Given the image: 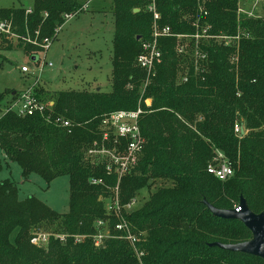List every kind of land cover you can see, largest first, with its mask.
Returning <instances> with one entry per match:
<instances>
[{
	"label": "trees",
	"instance_id": "1",
	"mask_svg": "<svg viewBox=\"0 0 264 264\" xmlns=\"http://www.w3.org/2000/svg\"><path fill=\"white\" fill-rule=\"evenodd\" d=\"M150 2L113 0L110 91H60L44 115L25 116L3 113L5 95L0 94V149L8 160L20 164L25 178L36 172L49 183L67 175L70 185L69 210L61 213L34 195L20 199L14 182L0 181V264H264L259 256L214 244L249 241L253 234L241 220L219 217L209 207L232 209L242 197L250 210L264 213V20H239V0H156L160 26L174 33L209 27L212 34L237 35L238 25L248 22L255 34L239 35L237 45L201 43L208 60L197 64L204 72L191 68L183 84L174 77L180 63L174 47L183 39L160 38L162 63L140 102L145 144L138 166L121 177L119 165L107 170L106 162L88 155L94 142L106 143L100 128L106 114L139 106L146 71L136 59L142 41L152 34ZM83 5L82 0H32L29 7H1L0 21L12 20L19 35L34 37L39 30L40 40L23 48L37 55L44 51V38H56L64 15ZM232 57L237 61L232 63ZM147 97L151 106L144 102ZM239 113L250 128L240 138L234 131ZM106 140L110 146L115 138ZM125 145L117 140L116 152ZM215 149L224 151L233 169L226 179L208 172ZM144 187L153 190L148 200L124 210ZM114 197L121 215L107 212L105 201ZM99 221L105 224L98 226ZM123 221L129 233L116 228ZM41 228L50 235L39 246L31 239ZM100 229L106 236L96 245Z\"/></svg>",
	"mask_w": 264,
	"mask_h": 264
},
{
	"label": "rangeland",
	"instance_id": "2",
	"mask_svg": "<svg viewBox=\"0 0 264 264\" xmlns=\"http://www.w3.org/2000/svg\"><path fill=\"white\" fill-rule=\"evenodd\" d=\"M31 1L32 0H0V8L18 7L21 5L29 7ZM82 2H84V5L86 2L87 4L85 6L83 5L84 7L82 6L80 10L70 13L72 16L67 17L65 16L66 14L64 15L65 22L60 25L53 34L56 38L51 42L48 49L37 54V57H40L39 64L32 60V55L30 53H26L23 50L26 42L25 40L17 38L12 39L9 33L0 35V48L7 45L9 46L7 49H0V94L4 93L5 96L2 102L6 103L5 106H3V113L9 109L7 102L10 100L11 96L8 94L6 95L8 89L21 92L30 85H33L36 81H38V87H41L39 92L40 96L47 104L57 98L60 91H91L95 89L110 91L112 89L111 72L113 35L115 29L114 18L111 12L113 0H82ZM136 8L139 9V7ZM199 8L202 11L203 8L201 5ZM239 8V20H246L249 18L264 20V0H239ZM195 25L197 26V30H199L198 23ZM255 30L256 27H249L248 22L246 26L239 24L237 35L251 37L255 34ZM26 36L37 41L40 40L39 30H36L34 37L29 36V33ZM179 39H183L182 43L179 44V42H176V46L174 47L176 55L180 57V63L174 75L175 81L178 84L189 81L192 75V72H190L191 68H193V72H197V70L204 72V69L197 64L198 59L205 60L206 63L208 60L206 54H203L204 51L201 48V43L206 45L209 43L226 44L224 42L225 40L221 38H195L189 35ZM10 40H12V42H10ZM238 40L239 38H231L228 45H237ZM182 45L184 46L178 50ZM162 59L158 65L162 63ZM231 60V62L234 63L237 61V58L232 57ZM45 62H51L52 66L45 67L44 71L40 74L41 80H39L34 75L37 74L38 67ZM158 65L156 70L158 69ZM22 66H27L30 69V74L23 73L21 71ZM145 87V83L142 82L138 100V105L142 109L143 107L140 102L143 99ZM127 88L131 90L133 85L128 83ZM16 94H14V96ZM144 102L148 106L150 103L152 105V97L145 98ZM41 115H44V112ZM238 116L239 117L235 121L234 129L238 127L239 130L237 131L235 129L234 131L237 137L240 138V133L247 134L250 128H248L245 118L240 115V113ZM100 128L102 132L108 131L107 135L109 137L112 135V137L115 138L114 144L107 146L106 143L108 140L105 139L104 134L103 141L106 143L102 142L98 144L94 142L91 147L93 151H88V155L98 156V160L106 162V169L110 170L114 155H116V141L119 139L110 130H105L102 124H100ZM142 153L143 152H139L136 154L137 158L135 162H131L128 166L129 168L121 173V177L136 169L139 160L143 157ZM215 153L216 156L213 159L215 164L213 165H219L221 161L228 162V158L223 150L215 149ZM119 154L121 156L127 155L126 145L123 149L119 150ZM0 161V181L9 179L14 182L18 188L20 199L34 195L56 211L64 213L69 210L70 185L67 175L58 176L49 183L36 172L31 173L28 178H25L22 174L20 164L16 161H9L2 149H0ZM152 191V188L144 187L137 192L135 197L136 203L132 205L129 212L142 206L148 200ZM115 196L117 195L115 194ZM115 199L116 197L113 199H106V206L115 204ZM241 199L243 198L241 197ZM240 202L233 208L239 206ZM105 228L107 230V224ZM48 231L49 230L41 228L38 229L36 233L50 235ZM99 231L103 233L102 229Z\"/></svg>",
	"mask_w": 264,
	"mask_h": 264
},
{
	"label": "built area",
	"instance_id": "3",
	"mask_svg": "<svg viewBox=\"0 0 264 264\" xmlns=\"http://www.w3.org/2000/svg\"><path fill=\"white\" fill-rule=\"evenodd\" d=\"M87 3H85L86 5ZM84 5V6H85ZM83 6V7H84ZM148 11L153 14V23H152V34L150 39L142 41L141 44V52L137 56L136 63L142 69L146 71V78L144 80L145 86L152 80V78L156 75V68L158 63L162 59V51L160 48L159 39L166 36H175L176 38H183L191 35V37L199 38H221L225 40V45H228L229 40L231 38H239L238 35H226L223 33L212 34L208 32L209 27H206L202 30V32L197 31L194 34H186V33H174L170 26H160L159 20L161 19V13L157 10L156 0H151V2L147 6ZM240 10V8H239ZM31 12V8L27 9V13ZM65 16L70 17L72 14H66ZM3 33L11 34V38L23 39L25 40V44L27 42L36 43L37 40L29 38L25 35H19L16 33L12 20H2L0 21V35ZM12 42V40H10ZM52 40L48 37L44 38V51L49 48ZM184 45L178 48L181 49ZM40 57L38 56V60L36 61L39 64ZM46 66H52V63H42L38 69L37 74L34 75L36 78L41 80L40 74L44 71ZM21 71L26 74H30V69L27 66H22ZM38 87V81H36L33 85H30L27 89L22 90L21 92L14 93L15 96H11L10 100L7 102L8 110L15 111L17 114L25 116V115H33L36 113L42 114L45 109L54 104L52 100L48 104L45 103L41 96L37 93L36 88ZM151 106V103L150 105ZM50 108V107H49ZM143 109L138 106L136 110H117L112 111L109 114H106L102 119V126L105 130H110L115 134V136L119 140L126 141V151L127 155L121 156L119 152L115 151L113 163L120 166L121 173L128 169L131 162H135L136 154L142 152L144 147V138L141 134L139 119L140 115L143 113ZM57 120H60L57 118ZM62 124L64 126L69 124L68 120H62ZM237 131L238 127L235 128ZM105 134V139H108L109 136L108 131L103 132V136ZM91 148L89 151H93ZM92 154V153H91ZM111 170V167H110ZM208 172L214 174L220 179H226L233 173V169L231 165L226 161H221L219 165L210 164L208 166ZM97 182L96 180L94 181ZM136 203L135 199H133L130 203L123 206L124 210L129 211L132 205ZM108 212L118 213L117 215H121V206L119 204L118 199H115V204H109L106 206ZM105 224L103 221L98 222V226H102ZM97 228V225H96ZM117 229L127 230L129 233V228H127L126 223L120 222L116 225ZM106 236L105 233L98 231L94 235L95 244L99 245L102 242V239ZM49 235L47 234H36L32 237L31 242L36 245H45L48 242ZM128 238L131 239V235H128ZM132 240V239H131Z\"/></svg>",
	"mask_w": 264,
	"mask_h": 264
},
{
	"label": "water",
	"instance_id": "4",
	"mask_svg": "<svg viewBox=\"0 0 264 264\" xmlns=\"http://www.w3.org/2000/svg\"><path fill=\"white\" fill-rule=\"evenodd\" d=\"M139 9H135L137 11ZM137 38H140L139 36ZM32 60L37 61V55H32ZM213 213L227 219H239L252 232L253 237L249 241L234 244L215 242L222 248L232 251H240L259 256L264 259V213H255L247 206L245 199H241L240 205L232 209H221L209 205Z\"/></svg>",
	"mask_w": 264,
	"mask_h": 264
}]
</instances>
